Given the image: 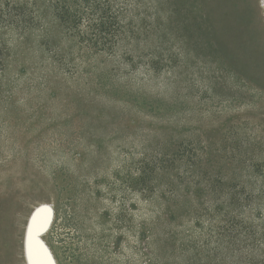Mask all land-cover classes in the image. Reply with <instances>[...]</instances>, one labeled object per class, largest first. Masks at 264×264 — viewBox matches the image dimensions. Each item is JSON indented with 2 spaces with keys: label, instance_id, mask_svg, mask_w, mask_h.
Returning <instances> with one entry per match:
<instances>
[{
  "label": "rangeland",
  "instance_id": "obj_1",
  "mask_svg": "<svg viewBox=\"0 0 264 264\" xmlns=\"http://www.w3.org/2000/svg\"><path fill=\"white\" fill-rule=\"evenodd\" d=\"M30 2L2 35L0 264L41 201L58 264H264V0L128 2L113 51Z\"/></svg>",
  "mask_w": 264,
  "mask_h": 264
},
{
  "label": "trees",
  "instance_id": "obj_2",
  "mask_svg": "<svg viewBox=\"0 0 264 264\" xmlns=\"http://www.w3.org/2000/svg\"><path fill=\"white\" fill-rule=\"evenodd\" d=\"M31 0H26V9L23 11L15 3H6V8L0 7V75L5 68L7 55L6 43H3L2 35L7 34L12 28L23 27L26 29L34 20V12ZM120 0H50L54 15L62 26L74 37L87 41L89 45L99 49L114 47L122 38L121 31L126 33L130 24L124 10L134 0H122V5L117 10L114 2ZM138 1V0H137ZM126 19V20H125ZM127 36V35H126ZM102 47V48H101Z\"/></svg>",
  "mask_w": 264,
  "mask_h": 264
},
{
  "label": "bare ground",
  "instance_id": "obj_3",
  "mask_svg": "<svg viewBox=\"0 0 264 264\" xmlns=\"http://www.w3.org/2000/svg\"><path fill=\"white\" fill-rule=\"evenodd\" d=\"M55 217V208L45 201L38 203L30 213L28 258L31 264H58L51 246L45 239V235L52 229ZM45 229L47 231L41 234Z\"/></svg>",
  "mask_w": 264,
  "mask_h": 264
},
{
  "label": "water",
  "instance_id": "obj_4",
  "mask_svg": "<svg viewBox=\"0 0 264 264\" xmlns=\"http://www.w3.org/2000/svg\"><path fill=\"white\" fill-rule=\"evenodd\" d=\"M30 222H31V218L27 221V224H26V227H25V231H24V239H23V251H24L26 264H31L30 260L28 258V235H29L28 233H29ZM47 229H45L41 234L46 232Z\"/></svg>",
  "mask_w": 264,
  "mask_h": 264
}]
</instances>
